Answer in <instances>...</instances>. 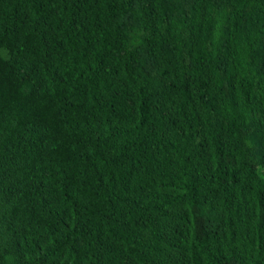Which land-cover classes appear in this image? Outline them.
<instances>
[{
  "label": "trees",
  "instance_id": "trees-1",
  "mask_svg": "<svg viewBox=\"0 0 264 264\" xmlns=\"http://www.w3.org/2000/svg\"><path fill=\"white\" fill-rule=\"evenodd\" d=\"M0 264H264V0H0Z\"/></svg>",
  "mask_w": 264,
  "mask_h": 264
}]
</instances>
